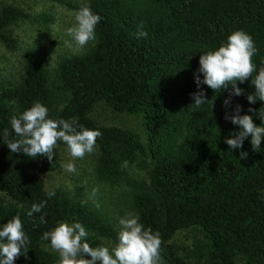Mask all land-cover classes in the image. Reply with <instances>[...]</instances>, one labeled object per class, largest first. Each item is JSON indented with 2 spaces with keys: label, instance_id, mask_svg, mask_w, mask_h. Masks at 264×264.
<instances>
[{
  "label": "trees",
  "instance_id": "16d2710c",
  "mask_svg": "<svg viewBox=\"0 0 264 264\" xmlns=\"http://www.w3.org/2000/svg\"><path fill=\"white\" fill-rule=\"evenodd\" d=\"M83 5L102 17L96 40L81 54L58 56L53 67L43 47L23 49L17 83L0 88V135L8 129L9 139L16 138L11 117L37 101L47 107L48 118L76 117L79 124L102 133L95 143L96 179L127 187L130 213L160 234L163 264H236V259L241 264H264V140L256 151L251 137L241 149L230 150L225 143L240 130L225 119L226 113L233 114L239 105L241 115H251L253 123L262 126L264 102L249 104L247 95L254 92L249 79L237 82L243 90L240 96H230L231 85L214 91L202 84L209 102L199 110L190 105L191 94L198 90L194 73L200 56L218 50L234 31L249 34L258 49L252 78L264 66V0L66 3L75 11ZM20 19L28 17L16 7L0 4V43L11 52L17 42L9 27ZM39 19L52 22L47 14ZM140 31L147 36L137 38ZM98 103L138 117L144 139L128 129L95 123L90 115ZM242 151L248 153L247 159L239 158ZM59 165L56 147L51 161L32 159L12 153L0 137V226L18 215L29 238L27 255L22 250L14 264H58L59 256L43 249L50 241L42 239L58 222L81 223L93 248L102 240L118 242L108 216L91 202L44 190L40 175ZM131 165L144 169L146 179L127 178L125 169ZM44 201L40 213L27 215L33 204ZM178 232L189 233L187 245L172 241Z\"/></svg>",
  "mask_w": 264,
  "mask_h": 264
},
{
  "label": "clouds",
  "instance_id": "9594fccd",
  "mask_svg": "<svg viewBox=\"0 0 264 264\" xmlns=\"http://www.w3.org/2000/svg\"><path fill=\"white\" fill-rule=\"evenodd\" d=\"M74 19V25L66 32L76 45L75 51L79 52L89 42L96 40L95 29L102 17L94 13L90 5H83L75 12ZM146 36L144 31L137 33V38ZM65 43L66 46L72 47V43ZM257 51L252 37L243 30H236L218 50L203 53L199 59L197 73H194L198 90L191 94L194 103L190 105L199 110L209 102L206 93L200 88L202 84L214 91L227 89L231 85L230 96H240L243 90L237 86V82L243 83L249 79L254 88V92L247 95L249 104H255L257 100L264 102V66H261L258 74L252 78L253 73L257 72L253 63ZM229 105L230 99H226L224 106L227 108ZM248 111L252 112L253 109L249 108ZM240 112L241 106L237 105L233 114L225 115L226 120L240 129L232 132L230 138H225V143L230 150L241 149L244 141L251 137L252 150L256 151L264 140V119L259 117L262 126H256L251 115H241ZM10 124L16 138L9 139L10 132L4 129L0 135L3 143L12 153H23L32 159L46 157L51 161L58 141L67 145L73 158L82 159L85 154L94 151L96 139L102 135L99 130H90L79 124L76 117L69 120L48 118L47 107L39 101L22 114L13 115ZM247 157V152L240 153L241 160ZM64 167L68 172H75V165L71 162ZM45 206L46 201L33 204L27 215L32 217L34 213H40ZM139 220L140 217L134 213L119 219L118 242L114 247L93 248L87 241L89 233L79 222H58L54 229L43 234L42 239L50 241L51 248L59 254L58 264H163L160 255V234L153 232L151 228H145ZM45 222L44 216H41V223ZM28 244L29 238L23 230L20 216L8 220L0 226V264H14L22 255V250L26 256ZM89 256L91 259L85 258Z\"/></svg>",
  "mask_w": 264,
  "mask_h": 264
},
{
  "label": "rangeland",
  "instance_id": "374dc122",
  "mask_svg": "<svg viewBox=\"0 0 264 264\" xmlns=\"http://www.w3.org/2000/svg\"><path fill=\"white\" fill-rule=\"evenodd\" d=\"M62 1L63 3L59 4L50 0H0V4L16 7L28 17V19L16 21L9 27L10 34L17 42L15 51H8L0 43V88L17 83L18 77L22 73L21 52L28 46L43 47L47 53L48 65L53 67L58 56L64 53L81 54L85 48L92 45L93 41L77 52L75 51V43L71 41L66 32L69 27L74 25L76 12L67 7L66 3L79 6L85 0ZM43 14L51 16L52 22L43 24L39 19V16ZM66 41L72 43V47L66 46ZM90 118L99 125L128 129L139 134L142 140L144 139L138 117L113 112L102 103H98L95 105ZM56 149L60 165L58 170L40 175L44 190L46 192L59 190L71 197L78 196L86 199L98 210L104 212L119 232V219L130 213L128 190L123 183L110 186L96 179L94 175L96 146L93 152L85 154L82 159L73 158L67 145L62 141H58ZM70 162L75 165V172H68L65 169L64 165ZM125 176L130 179L145 180L146 171L131 165L126 167ZM172 241L177 245H187L190 241V235L188 232H178ZM101 246L114 247L115 245L110 241L102 240ZM43 249L59 256L51 246H43ZM189 262L193 264V261ZM236 264H241V261L236 259Z\"/></svg>",
  "mask_w": 264,
  "mask_h": 264
}]
</instances>
